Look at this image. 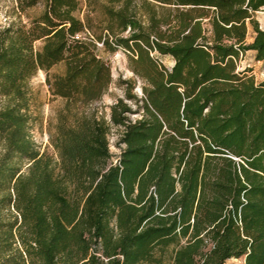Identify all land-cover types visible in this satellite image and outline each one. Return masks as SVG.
I'll use <instances>...</instances> for the list:
<instances>
[{
    "label": "trees",
    "instance_id": "trees-1",
    "mask_svg": "<svg viewBox=\"0 0 264 264\" xmlns=\"http://www.w3.org/2000/svg\"><path fill=\"white\" fill-rule=\"evenodd\" d=\"M14 3L28 20L0 30V264H264V81L239 71L248 51L264 62V0ZM99 45L143 82L141 97L120 82L109 118ZM40 71L63 101L51 151L31 134Z\"/></svg>",
    "mask_w": 264,
    "mask_h": 264
},
{
    "label": "rangeland",
    "instance_id": "rangeland-1",
    "mask_svg": "<svg viewBox=\"0 0 264 264\" xmlns=\"http://www.w3.org/2000/svg\"><path fill=\"white\" fill-rule=\"evenodd\" d=\"M42 9L36 8L28 12L29 16H36L41 13ZM27 21L25 15L20 16L16 11L14 0H0V30L10 25L12 22L20 20ZM256 19L264 29V10L256 14ZM248 43L253 41V31H250L247 39ZM99 54L111 66L114 83L103 100L96 104L98 109L110 117V107L119 99L125 97V86L120 84L121 81L131 80L134 82V93L142 96L143 82L138 79L129 69L128 56L123 50L116 53L106 51L102 45H99ZM167 67H171L173 60L170 57L163 59ZM251 70L258 83L264 81V62L256 60L255 52L248 51L239 62V71ZM64 72V64L54 67L51 74H61ZM32 92L31 111L33 122L31 125V134L42 151H51L49 141V126L55 121L57 111L63 106V101L53 99L46 84V73L40 71L29 83ZM115 132V130L113 131ZM117 134L111 137V150L114 155L118 156L120 150L116 147ZM227 264H244L241 259H233Z\"/></svg>",
    "mask_w": 264,
    "mask_h": 264
}]
</instances>
